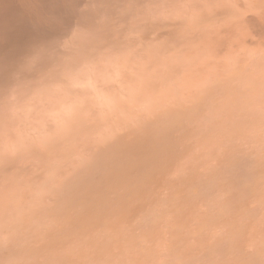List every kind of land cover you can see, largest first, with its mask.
I'll use <instances>...</instances> for the list:
<instances>
[{
    "label": "rangeland",
    "instance_id": "374dc122",
    "mask_svg": "<svg viewBox=\"0 0 264 264\" xmlns=\"http://www.w3.org/2000/svg\"><path fill=\"white\" fill-rule=\"evenodd\" d=\"M145 2L92 75L1 85L0 264H264V0Z\"/></svg>",
    "mask_w": 264,
    "mask_h": 264
},
{
    "label": "bare ground",
    "instance_id": "6f19581e",
    "mask_svg": "<svg viewBox=\"0 0 264 264\" xmlns=\"http://www.w3.org/2000/svg\"><path fill=\"white\" fill-rule=\"evenodd\" d=\"M147 0H0V83L3 81H7V77L13 75H16L17 72H19L18 77L20 78L18 81H20L22 78L20 76L23 75H37L38 73H44L47 71L53 64H56L57 62L61 61L62 57L65 55L68 57V60L70 57H72L74 60H82L86 64L89 59L94 56L95 59H97V56L100 54L101 49L107 48L111 49V47H118L120 45L121 39L128 38V36H132L133 30L129 28V21L132 19L133 15L137 12L139 7L143 5ZM154 1V0H153ZM182 1V0H181ZM184 1V0H183ZM146 3V2H145ZM156 3V2H155ZM150 4V2H149ZM145 5V4H144ZM146 5H148V3ZM153 5V4H152ZM149 6V5H148ZM147 6V7H148ZM146 7V8H147ZM153 7V6H152ZM150 9V8H149ZM197 17V16H196ZM176 19V18H175ZM184 19V18H183ZM178 27V26H177ZM138 28V27H137ZM148 28V27H147ZM125 29V30H124ZM127 32L128 34L122 33ZM142 30V29H141ZM140 31V30H139ZM144 31V30H143ZM142 31V32H143ZM179 31V30H178ZM122 32V33H121ZM137 32V31H136ZM175 32V31H174ZM177 32V31H176ZM141 33V32H140ZM154 33V32H153ZM152 33V34H153ZM181 33V32H180ZM144 34V33H143ZM150 34V32H149ZM122 35V37H121ZM151 35V34H150ZM124 36V37H123ZM130 36V37H131ZM138 36V35H137ZM141 36V35H140ZM149 36V35H148ZM175 36V35H174ZM129 37V38H130ZM153 37V36H152ZM180 37V36H179ZM133 38V37H132ZM140 37H138V40ZM134 39V38H133ZM132 39V40H133ZM147 39V38H146ZM151 39V38H150ZM136 40V39H135ZM149 41V40H148ZM136 42H138L136 40ZM168 42V41H167ZM174 42V41H173ZM126 43V42H125ZM133 43V42H132ZM154 43V42H153ZM176 43V42H175ZM122 44V43H121ZM127 44V43H126ZM135 44V42H134ZM139 44V43H138ZM145 44V43H144ZM151 44V43H150ZM165 44V43H164ZM169 44V43H168ZM125 45V44H124ZM121 46V45H120ZM119 46V47H120ZM136 46V45H135ZM142 46V45H141ZM150 46V45H149ZM109 47V48H108ZM131 47H133L131 45ZM143 47V46H142ZM165 47V46H164ZM136 48V47H135ZM150 48V47H146ZM103 49L102 51H104ZM117 50V48L114 47V50ZM120 49V48H119ZM126 49V48H125ZM145 49V48H144ZM113 50V48H112ZM112 50H110L112 52ZM115 50V52H116ZM128 48V52H129ZM137 50V49H136ZM149 50V49H148ZM152 50V49H151ZM155 50V49H154ZM153 50V51H154ZM107 51V50H105ZM124 51V50H123ZM134 51V50H133ZM143 51V50H142ZM121 52V51H120ZM135 52V51H134ZM140 52V50H139ZM152 52V51H151ZM106 52H104L105 54ZM109 53V52H108ZM132 53V52H129ZM115 54V53H114ZM123 54V53H122ZM126 54V53H125ZM155 54V53H154ZM153 54V55H154ZM69 55V56H67ZM103 55V54H102ZM101 55V56H102ZM108 55V54H107ZM129 55V54H128ZM152 55V56H153ZM112 56V54H109V57ZM114 56V55H113ZM112 56V57H113ZM132 56V55H131ZM106 57V55H104ZM108 57V58H109ZM112 57L110 59H112ZM120 57V56H118ZM122 57V55H121ZM139 57V56H138ZM65 60L67 58L63 57ZM70 60H73V59ZM101 59L103 57H100ZM124 58V57H123ZM129 58V57H128ZM133 58V57H131ZM140 58V57H139ZM30 59H34L31 60ZM90 59V60H91ZM100 59V61H101ZM135 59V57H134ZM70 60L68 62H70ZM88 60V61H87ZM99 60V59H98ZM96 60V61H98ZM117 60H122L121 59H116ZM64 61V60H63ZM87 61V62H84ZM112 61V60H110ZM127 61V60H126ZM132 61V60H131ZM129 63H132V62ZM137 61V60H136ZM135 61V64H136ZM149 61V60H148ZM67 62V63H68ZM95 62V60H94ZM113 62V61H112ZM124 62V61H122ZM128 62V61H127ZM153 62V61H152ZM27 63H32L30 67H26ZM63 63V62H62ZM106 63V62H105ZM104 61L103 63L100 62V65L96 64L99 66L97 69L100 68L101 64H105ZM71 64V63H70ZM69 63L67 64L70 65ZM84 64H78L79 67L82 65V68L85 67ZM92 61V65H93ZM117 64V62H116ZM121 64V63H120ZM63 65V64H62ZM77 63L75 64V66ZM84 65V66H83ZM91 64L89 65L87 63L86 67L92 66ZM95 65V64H94ZM93 65V66H94ZM126 65V63H125ZM137 65V64H136ZM131 66V65H130ZM129 66V68H130ZM133 66V65H132ZM139 66V65H138ZM150 66V65H149ZM26 67V68H25ZM57 67H60L59 65ZM56 67V69H57ZM74 67L71 66V70ZM78 67V68H79ZM85 67V69H86ZM106 67V66H105ZM104 67V68H105ZM121 67V66H119ZM53 68V67H52ZM55 68V66H54ZM62 68V67H61ZM60 68V69H61ZM65 68V67H64ZM62 68V69H64ZM69 69V67H66ZM65 68V69H66ZM77 66L74 69H77ZM80 70H83V69ZM93 68V67H92ZM103 67H101L102 69ZM128 68V67H127ZM125 68V69H127ZM151 68V67H149ZM90 69V68H89ZM87 70L88 73L90 70ZM100 69V70H101ZM135 69V68H134ZM148 69V68H147ZM53 70V69H52ZM55 70V69H54ZM53 70V71H54ZM58 70V69H57ZM76 70V72H77ZM94 70V69H92ZM91 70V71H92ZM103 70V69H102ZM110 70V68H109ZM123 70V69H122ZM132 70V69H131ZM128 72L129 74L131 73ZM149 70V69H148ZM60 71V70H59ZM62 71V70H61ZM66 71V70H65ZM90 71V72H91ZM96 71V70H95ZM94 71V74H95ZM105 71V69H104ZM120 71V70H119ZM134 71V70H133ZM138 71V70H137ZM15 72V74H14ZM20 72H23L20 73ZM55 72V71H54ZM64 72V71H62ZM69 72V71H66ZM93 72V71H92ZM92 72L90 73L92 75ZM97 72V71H96ZM71 73V72H70ZM73 73V71H72ZM72 73L70 76L72 77ZM83 73V72H82ZM87 73V72H86ZM100 73V72H99ZM102 73V72H101ZM135 73V72H134ZM133 73V74H134ZM17 74V75H18ZM25 74V75H24ZM49 74V73H48ZM54 75V73H50ZM56 74V73H55ZM58 74V73H57ZM77 74V73H76ZM89 74V75H90ZM93 74V75H94ZM132 74V75H133ZM43 75V74H41ZM69 75V73L67 74ZM78 75V74H77ZM76 75V76H77ZM88 75V76H89ZM97 75V73H96ZM104 75V73H102ZM100 75V76H102ZM108 75V74H107ZM106 75V76H107ZM115 75V74H114ZM121 75V74H120ZM131 75V76H132ZM137 75V74H136ZM148 75V74H147ZM58 75H56L57 77ZM64 76V75H63ZM83 76L82 75H79ZM86 76V75H84ZM83 76V77H84ZM99 76V77H100ZM103 77V78H106ZM119 76V75H118ZM41 77V76H40ZM48 77V76H47ZM55 77V76H54ZM58 77H61L59 75ZM67 77V76H66ZM74 77V76H73ZM87 77V76H86ZM85 77V78H86ZM89 77H92V80L89 79ZM87 79L90 80L92 85L90 84V81H83L85 82L88 86V88H91L96 86L95 81H98L99 77H97V80L94 79L93 83V76H89ZM109 77V76H108ZM117 77V76H116ZM134 77V76H133ZM12 78V77H10ZM25 78V77H24ZM46 77L44 76V79ZM78 78V77H77ZM76 77L72 78V80H76ZM82 78V77H81ZM102 78V80H103ZM110 78V77H109ZM126 78V77H124ZM137 78V77H136ZM15 79V80H16ZM54 79V78H53ZM62 79V78H61ZM65 79V78H64ZM68 81H71V84H78L75 85L79 86L78 88L81 89L82 85H79L77 82L72 81L70 78ZM80 79V78H79ZM133 79V78H132ZM139 79V78H138ZM11 80V79H9ZM14 80V78H13ZM11 80L12 82H14ZM47 80V79H46ZM51 80V79H50ZM59 80V79H58ZM84 80V78H83ZM107 80V79H106ZM15 83L14 85L17 86L19 82ZM21 81H26V80H21ZM20 81V82H21ZM30 81V80H29ZM49 81V80H48ZM46 81V82H48ZM62 81V80H61ZM120 81V80H119ZM5 82L3 84H0V90L3 86L6 85ZM33 82V81H32ZM37 82V81H35ZM51 82V81H50ZM55 82V80H53ZM64 82V80L62 81ZM74 82V83H72ZM89 82V84H88ZM115 82V81H114ZM118 82V81H117ZM124 82V81H123ZM121 81V83H123ZM127 82V80H126ZM7 83V82H6ZM42 83V82H41ZM44 83V82H43ZM61 83V82H60ZM60 83H56L60 84ZM69 83V82H68ZM69 83V86L71 85ZM99 83H102V81ZM104 83V82H103ZM112 83V82H111ZM135 83V81H134ZM151 83V82H150ZM9 84L10 81H9ZM21 85L23 84L20 83ZM40 84V83H39ZM45 84V83H44ZM43 84V85H44ZM94 84V86H93ZM107 84V83H106ZM104 84V85H106ZM129 84V83H128ZM2 85V87H1ZM53 88L55 86V83L52 84ZM61 85V84H60ZM86 85V86H87ZM103 84H100V86ZM108 85V84H107ZM119 85V84H118ZM51 86V85H50ZM63 86V85H62ZM67 85H65L66 87ZM85 86V85H84ZM83 86V87H84ZM114 86V85H113ZM128 86V85H127ZM38 87V86H37ZM46 87V86H45ZM58 85L56 86V88ZM73 87V85H72ZM98 89V86H96ZM104 87V86H102ZM120 88L122 86H119ZM137 87V86H136ZM4 88V87H3ZM44 88V87H43ZM48 88V87H47ZM50 88V89H53ZM59 88V87H58ZM63 88V87H62ZM68 88V87H67ZM74 88V89H75ZM87 88V89H88ZM101 88V87H100ZM99 88V89H100ZM105 88V87H104ZM117 88V87H116ZM124 88V87H122ZM148 88V87H147ZM37 89V88H36ZM46 89V88H45ZM48 89V90H50ZM73 89V88H68ZM82 89H85L82 88ZM81 89V91H82ZM94 93V90H91ZM132 89V88H131ZM25 90V89H24ZM23 90V91H24ZM54 90V89H53ZM57 90V89H56ZM55 90V91H56ZM62 90V89H61ZM64 90V88H63ZM67 90V89H66ZM65 90V91H66ZM76 90V89H75ZM79 90V89H78ZM114 90V89H113ZM31 91V90H30ZM35 91V90H34ZM38 91V90H37ZM47 91V89H46ZM72 91V90H71ZM74 91V90H73ZM99 92V90H97ZM103 91V90H102ZM106 91V90H105ZM111 91V90H110ZM144 91V89H143ZM33 92V91H31ZM45 92V91H44ZM53 92V91H52ZM57 92V91H56ZM69 92V91H68ZM76 92V91H75ZM78 92V91H77ZM76 92V93H77ZM101 92V91H100ZM109 92V91H108ZM121 92V91H120ZM124 92V90H123ZM28 93V92H27ZM26 93V94H27ZM51 93V92H50ZM114 93V92H113ZM117 93H119L117 91ZM133 93V91H132ZM141 93V92H140ZM146 93V92H145ZM42 94V93H41ZM44 94V93H43ZM47 94V92H46ZM53 94V93H52ZM55 94V93H54ZM57 94V93H56ZM60 94V93H59ZM63 94V93H62ZM66 94V92H65ZM63 94V95H65ZM130 94V93H129ZM69 95V94H68ZM76 95V94H75ZM92 95V94H91ZM125 95V94H124ZM134 95V94H132ZM131 95V96H132ZM143 95V94H142ZM147 95V94H146ZM59 96V95H58ZM67 96V95H66ZM78 96V95H77ZM128 96V95H127ZM2 97V95L0 96ZM79 97V96H78ZM114 97V96H113ZM123 97V96H122ZM120 97V98H122ZM138 97V96H136ZM135 97V98H136ZM143 97V96H142ZM145 97V96H144ZM47 98V97H46ZM45 98V99H46ZM61 98V97H60ZM66 98V97H65ZM118 98V97H117ZM50 99V98H49ZM73 99V98H72ZM112 99V98H111ZM52 100V98H51ZM80 100V99H79ZM121 100V99H120ZM41 101V100H40ZM65 101V100H64ZM75 101V100H73ZM59 102V101H58ZM61 102V101H60ZM59 102V103H60ZM48 103V102H47ZM57 103V101H56ZM43 104V102H42ZM54 104V103H53ZM62 104V103H61ZM71 104V103H70ZM49 105V104H48ZM52 105V104H51ZM58 105V104H57ZM103 105V104H101ZM107 105V104H106ZM62 106V105H61ZM65 106V105H64ZM64 106H62L64 108ZM73 106V105H72ZM114 106V105H113ZM57 107V106H56ZM68 107V106H67ZM75 107V105H74ZM79 107V106H78ZM103 107V106H102ZM80 108V107H79ZM94 108V107H93ZM100 108V107H98ZM105 108V107H103ZM60 109V108H59ZM73 109V108H72ZM106 109V108H105ZM116 109V108H114ZM75 110V109H74ZM78 110V109H77ZM83 110V109H82ZM94 110V109H93ZM98 110V109H97ZM65 111V109H64ZM101 111V110H100ZM109 111H112L110 108ZM107 112V111H106ZM64 113V112H63ZM76 113V112H75ZM80 113V112H79ZM83 113V112H81ZM90 113V112H89ZM101 113V112H100ZM105 113V111H104ZM103 113V114H104ZM65 114V113H64ZM80 115V114H79ZM75 116V115H74ZM81 116V115H80ZM85 116V115H84ZM76 117V116H75ZM73 121V120H72ZM79 121H81L79 119ZM56 130V129H55ZM212 181V180H211ZM214 182V181H213ZM211 188V187H210ZM192 189V188H191ZM183 191V190H182ZM202 191V189H201ZM208 192V191H206ZM216 192V191H215ZM191 193V192H190ZM189 193V194H190ZM205 193V192H204ZM203 193V194H204ZM209 194V193H208ZM214 194V192H213ZM218 194V193H217ZM15 195V194H13ZM12 195V196H13ZM195 195V194H194ZM199 195V194H197ZM206 195V194H205ZM213 196V195H212ZM215 198V197H214ZM195 199V198H194ZM205 199V198H204ZM202 199V200H204ZM209 199V197H208ZM212 199V198H211ZM212 204V203H211ZM212 217V216H211ZM4 219V217H3ZM115 247V246H114ZM26 248H23V250ZM5 252V251H4ZM37 252V251H36ZM18 254V253H17ZM7 256V255H6ZM10 262V261H9ZM12 264V263H11Z\"/></svg>",
    "mask_w": 264,
    "mask_h": 264
}]
</instances>
